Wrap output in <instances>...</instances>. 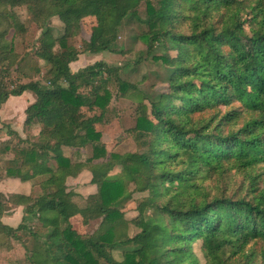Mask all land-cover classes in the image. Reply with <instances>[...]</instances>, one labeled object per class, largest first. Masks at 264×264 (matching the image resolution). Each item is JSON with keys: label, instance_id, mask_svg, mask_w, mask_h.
<instances>
[{"label": "trees", "instance_id": "1", "mask_svg": "<svg viewBox=\"0 0 264 264\" xmlns=\"http://www.w3.org/2000/svg\"><path fill=\"white\" fill-rule=\"evenodd\" d=\"M90 17V39L72 44ZM30 26L41 32L31 46ZM132 27L167 92L149 97L103 60L71 70L82 54H124L117 41ZM113 85L116 99H138L134 152L103 140L122 115ZM27 92L24 137L8 126L0 142V183L29 187L0 190V248L18 243L27 264H264V0H0V111ZM68 148L91 155L74 161ZM101 159L123 160L122 176L87 168ZM85 170L87 195L68 186ZM17 208L21 223L5 224ZM76 216L94 230L80 234Z\"/></svg>", "mask_w": 264, "mask_h": 264}, {"label": "rangeland", "instance_id": "2", "mask_svg": "<svg viewBox=\"0 0 264 264\" xmlns=\"http://www.w3.org/2000/svg\"><path fill=\"white\" fill-rule=\"evenodd\" d=\"M19 15L21 16L23 21H27L28 16L25 9L18 10ZM97 18V17H96ZM95 17L85 18L81 23V30L79 35L72 40V44H75L78 47H81L82 40H89L93 29L98 25V21ZM51 26L55 29L56 34H60L63 31L64 25L58 18H53L51 21ZM138 32L137 27L126 28L123 30V33L118 38L117 45L118 49L120 47L124 48V54L120 53H111L105 52L99 55H88L82 54L78 61V67H71L72 71H77L80 68L86 67L88 65L94 64L97 61L103 60L111 66H115L121 69V77L128 82L135 83L138 86L139 91H142L145 95L149 97H154L156 93H165L168 91V85L162 81L164 76V70L159 65L154 64L150 61V59H146V50L147 46L144 41H134V36ZM41 32L36 29L34 26L29 27V31L26 34V43L28 45H33L36 39L39 37ZM18 47L17 49L22 52L21 40L17 41ZM20 45V47H19ZM81 50V49H80ZM173 56L176 55L175 52H171ZM141 56V63L136 64L137 59ZM15 78V77H14ZM14 78L12 80H14ZM15 82V81H14ZM113 99H112V107L118 108L122 111V115L119 118H116L112 121V123L104 129L103 140L108 143L109 151L114 150L120 154H125L129 152H134L137 150L135 143H133L132 139L128 137V133L126 134V130L134 127L136 123V108L138 106L137 97L134 99H128L125 101H120L116 99V87L113 85ZM18 98V97H15ZM11 106V104H10ZM23 105L16 106V113L10 116L8 113L4 114V120L12 121L13 126L18 130L22 129L23 121H24V112ZM11 118V119H10ZM0 140L4 137L7 132L8 126L6 123H2V109L0 111ZM2 125L6 126L2 129ZM126 135V137H125ZM128 137V138H127ZM121 139L122 142L120 146H117V140ZM120 140V141H121ZM65 154L71 157L74 161L79 160L85 161L90 157L91 153L89 150H77L75 148L65 149ZM84 165H75L74 168L70 171L72 176L78 175ZM89 169H99L104 170L105 168H111L109 170V174L114 177L122 176L123 169V160L115 161V160H105L101 159L95 161L92 165L87 166ZM89 174V171L85 170L83 173L79 175L77 179H70L68 181L69 188L73 189L76 192H82L86 194L90 192V189L87 185H83L86 183V175ZM85 175V176H84ZM83 176V177H82ZM81 178V179H80ZM81 182V183H79ZM26 183L23 180L16 181V184L8 183L7 185H3V189L8 191H22L21 187ZM81 184V185H78ZM2 185V184H1ZM2 187V186H1ZM82 187V188H81ZM147 194H135L134 198L137 200H141ZM81 198L76 199L79 204H82ZM141 210L137 208V201L135 203L130 202L128 206L125 208L126 217L136 218L140 214ZM23 212L21 208H17L12 215L4 217L2 220L5 224L17 227L22 221ZM73 227L83 235L89 234L95 228V224L92 226H85L80 216H76L71 219ZM139 232V229L135 226L130 227V235L134 236ZM5 239H0L1 242H4ZM13 249L7 250L0 248V264H16L18 261H21L22 264H27L25 261V251L21 245L14 242ZM195 250L200 255L199 246L194 245ZM114 258L116 260H121V252L119 249L113 252Z\"/></svg>", "mask_w": 264, "mask_h": 264}, {"label": "crops", "instance_id": "3", "mask_svg": "<svg viewBox=\"0 0 264 264\" xmlns=\"http://www.w3.org/2000/svg\"><path fill=\"white\" fill-rule=\"evenodd\" d=\"M77 62L75 63H72L71 64V67H78L77 66ZM81 69V68H80ZM79 70V69H78ZM77 70V71H78ZM74 72V71H73ZM76 72V71H75ZM34 102V96L33 94L27 92L25 94H23L22 96L18 97V98H15V97H10L8 99V101L6 102V104L2 107V123H6L7 125H10V127L16 131H18L23 137H24V134H23V127L21 130H18L16 127L13 126V122L10 120V121H7L5 122L4 120V114L5 113H8L10 116L14 115L16 113V106H21L23 105V112L25 111V109L31 104ZM11 104V106H10ZM11 119V118H10ZM6 126L2 125V129H4ZM7 135L5 134L4 137L0 140L1 141H4L6 139ZM19 179H10V178H7V179H4L1 183H0V190L3 192V193H13L15 191H8L6 192L4 189H3V185H7L8 183H14L16 184V181H18ZM2 184V185H1ZM2 186V187H1ZM29 187L28 183H24L23 186L21 187V189L23 190H27ZM22 190V191H23ZM19 192V191H17Z\"/></svg>", "mask_w": 264, "mask_h": 264}]
</instances>
